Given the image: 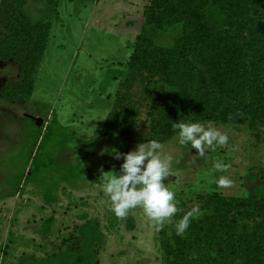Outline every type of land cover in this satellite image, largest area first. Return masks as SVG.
<instances>
[{
    "label": "rangeland",
    "instance_id": "obj_1",
    "mask_svg": "<svg viewBox=\"0 0 264 264\" xmlns=\"http://www.w3.org/2000/svg\"><path fill=\"white\" fill-rule=\"evenodd\" d=\"M149 2L60 0L28 96L8 99L5 87L21 82L22 69L14 59L0 61V264H169L172 217L159 228L141 207L117 217L103 191V173L119 174L123 163L111 150L127 153L138 144L105 128L136 37L147 33L170 45L179 32L146 26ZM27 8L50 16L42 0H28ZM135 98L136 129L144 135L155 111L139 94ZM204 125L226 133L228 143L203 158L193 157L196 150L180 145L178 136L159 150L172 157L164 183L177 205L201 207L211 194L263 198L264 123ZM215 161L226 169L216 170ZM221 175L231 186H217ZM77 243L80 250L72 253Z\"/></svg>",
    "mask_w": 264,
    "mask_h": 264
},
{
    "label": "trees",
    "instance_id": "obj_2",
    "mask_svg": "<svg viewBox=\"0 0 264 264\" xmlns=\"http://www.w3.org/2000/svg\"><path fill=\"white\" fill-rule=\"evenodd\" d=\"M59 2L42 0L50 16L39 17L28 0H0V61L14 59L22 69L21 82L5 87L9 100L32 90ZM145 11L146 26L179 32L170 45L147 33L136 37L123 91L105 121L108 134L164 144L178 136L172 124L180 121L264 123V0H150ZM137 94L155 111L144 135L136 129ZM192 207L179 203L171 219L169 264H264V197L211 194L200 207L211 214L191 219L177 235L176 224ZM70 250L79 252L78 243Z\"/></svg>",
    "mask_w": 264,
    "mask_h": 264
},
{
    "label": "clouds",
    "instance_id": "obj_3",
    "mask_svg": "<svg viewBox=\"0 0 264 264\" xmlns=\"http://www.w3.org/2000/svg\"><path fill=\"white\" fill-rule=\"evenodd\" d=\"M178 129L179 144H191L196 150L193 157L203 158L206 150H214L228 143V135L211 125L199 122L173 123ZM163 145L157 140L137 144L135 149L121 153L112 149L109 155L114 159H123L119 174L103 173L105 182L103 191L111 202V210L117 217H124L130 209L141 207L144 214L159 228L177 212L175 193L164 183L170 174L171 156H162ZM213 167L218 171L226 169L221 161H215ZM218 187L231 186L232 181L221 175L216 181ZM199 205L193 206L176 224V234L183 235L189 227L190 220L200 215Z\"/></svg>",
    "mask_w": 264,
    "mask_h": 264
},
{
    "label": "water",
    "instance_id": "obj_4",
    "mask_svg": "<svg viewBox=\"0 0 264 264\" xmlns=\"http://www.w3.org/2000/svg\"><path fill=\"white\" fill-rule=\"evenodd\" d=\"M41 124H42V120L41 119L37 120V125H41Z\"/></svg>",
    "mask_w": 264,
    "mask_h": 264
}]
</instances>
